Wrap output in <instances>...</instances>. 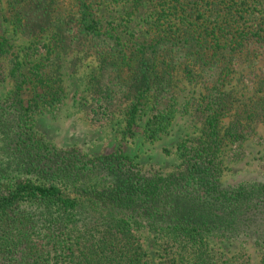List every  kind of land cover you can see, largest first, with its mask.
I'll use <instances>...</instances> for the list:
<instances>
[{
    "label": "trees",
    "instance_id": "trees-1",
    "mask_svg": "<svg viewBox=\"0 0 264 264\" xmlns=\"http://www.w3.org/2000/svg\"><path fill=\"white\" fill-rule=\"evenodd\" d=\"M6 1L15 32L39 38L55 23L45 11L57 9L78 32L111 39L117 49L110 64L114 84L130 93L124 112L128 133L146 97L151 98L147 136L165 131L176 73L201 81L206 92L183 103L201 129L177 144L176 170L144 169L121 149L92 156L57 148L32 128V112L61 98L60 86L45 70L57 44L50 38L37 45L45 57L26 74L14 45L0 33V75L6 68L14 83L0 97V264H147L134 231L141 227L166 228L178 242L158 264H224L208 246V234L252 241L264 264V179L222 183L224 139L231 144L229 155H237L244 152L245 131L238 118L222 134L219 129L220 116L230 108L222 90L226 76L253 47L263 51L264 0H155L157 32L129 52L111 31L101 30L91 9L94 0H67L65 6L61 0ZM26 81L34 88L24 106L20 93ZM16 172L25 177L12 183L8 177Z\"/></svg>",
    "mask_w": 264,
    "mask_h": 264
},
{
    "label": "rangeland",
    "instance_id": "rangeland-1",
    "mask_svg": "<svg viewBox=\"0 0 264 264\" xmlns=\"http://www.w3.org/2000/svg\"><path fill=\"white\" fill-rule=\"evenodd\" d=\"M66 1L61 0L62 6ZM135 1L94 0L91 5L101 30H109L116 35L126 52L132 50L135 42L151 41L157 32L153 23L157 16L154 13L157 7L155 0H138L137 4ZM45 12L55 23L36 38L13 30L7 1L0 0V33L14 45L24 73L29 74L31 64L39 57H45L44 53L36 52L37 45L52 38L58 47L51 59L46 60L45 70L56 79L61 98L54 105L43 103L32 112V128L57 148L74 147L92 156L121 149L144 169L176 170L181 160L176 151L177 144L192 139L201 129L200 120L193 119L191 111L185 110L183 103L190 96L206 92L205 85L176 73L172 78L173 112L165 131L154 139L147 136L146 120L150 114L151 98L146 97L140 105L132 133H128L125 131L124 112L130 93L114 84L110 64L117 56V49L111 39L78 32L75 22L62 21L57 9ZM52 31L57 33L52 34ZM4 65L7 66L8 62L5 61ZM6 70L2 72L4 76L0 75V97L13 89V80L5 76ZM33 88V81L24 83L20 93L24 106ZM36 88L42 91V88ZM222 90L228 94L230 108L220 116V133L230 120L238 118L244 125L245 135L241 143L244 152L234 156L229 155L231 144L224 139L220 153L223 163L220 179L223 184L248 178L264 179V103H261L264 100V48L260 52L253 47L249 57L239 61L235 70L226 76ZM254 106L263 108L259 107V111L252 113ZM2 154L0 151V157ZM24 177L25 174L16 172L11 173L8 180L13 183ZM134 231L146 251L147 264H158L166 249L178 245L166 228L141 227ZM77 235L75 227L70 232L73 242ZM206 242L220 253L224 264H259L261 252L250 240L208 234Z\"/></svg>",
    "mask_w": 264,
    "mask_h": 264
}]
</instances>
